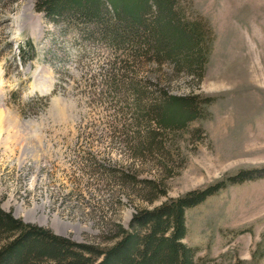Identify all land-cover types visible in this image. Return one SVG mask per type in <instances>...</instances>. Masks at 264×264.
Wrapping results in <instances>:
<instances>
[{
  "label": "rangeland",
  "instance_id": "1",
  "mask_svg": "<svg viewBox=\"0 0 264 264\" xmlns=\"http://www.w3.org/2000/svg\"><path fill=\"white\" fill-rule=\"evenodd\" d=\"M182 5L212 30L199 83L167 64L132 63L130 50L113 46L96 25L53 22L35 11V0L0 3L2 210L105 251L137 211L254 172L258 178L228 185L186 211L183 243L195 249L197 264H264V0ZM130 85L148 99L144 105L158 103L163 92L212 102L183 130L162 134V149L150 152ZM134 175L158 181L165 195L147 204L142 185L124 184ZM54 217L78 226V239L73 231L55 233Z\"/></svg>",
  "mask_w": 264,
  "mask_h": 264
},
{
  "label": "trees",
  "instance_id": "2",
  "mask_svg": "<svg viewBox=\"0 0 264 264\" xmlns=\"http://www.w3.org/2000/svg\"><path fill=\"white\" fill-rule=\"evenodd\" d=\"M18 1L0 0V3ZM34 7L53 22L65 18L96 25L113 46L130 50L132 63L153 60L158 66L167 64L175 72L184 71L197 83L202 80L212 30L201 19L189 18L182 0H35ZM131 88L136 109L142 113L138 119L145 122L147 130L142 145L150 152L162 149V134L183 130L200 118L202 106L212 102L195 96L171 97L163 92L158 103L144 105L148 99L136 86ZM153 125L155 129L151 128ZM256 178L254 172H241L228 182L189 193L151 210H139L128 231L118 227L117 241L105 251L76 245L41 228L22 224L0 209V264H197L195 249L183 243L186 211L228 185ZM123 181L125 185H142L145 192L141 198L147 204L165 195L159 191L158 181H137L135 175Z\"/></svg>",
  "mask_w": 264,
  "mask_h": 264
},
{
  "label": "bare ground",
  "instance_id": "3",
  "mask_svg": "<svg viewBox=\"0 0 264 264\" xmlns=\"http://www.w3.org/2000/svg\"><path fill=\"white\" fill-rule=\"evenodd\" d=\"M6 128V127H5ZM12 129V128H11ZM8 130V129H7ZM5 135V134H4ZM14 135V134H13ZM19 135V134H18ZM24 132L22 131L21 132V134L19 135V136H17V137H19L18 139L19 140H25V137H26V135H25V137H24ZM9 137H10V135H9ZM8 138V137H7ZM2 139V138H1ZM5 141H6V138H4L3 140H1V142H0V147L2 148V146H4V143H5ZM8 142H10V141H8ZM7 144V143H6ZM27 145H25L24 147H23V149L21 150L22 152H19V154H20V157L18 158L19 160H20V162H26L27 161V159H28V157H29V155H28V150H27ZM30 148V147H29ZM28 162V161H27ZM6 207V206H5ZM36 208H33L32 210H30V211H28L27 213H26V217H27V220H28V218H29V220H31V221H33V219L32 218H34L35 217V214H36ZM18 211H20V210H18ZM37 221H38V224L39 225H45L46 224V222H47V219L44 217V216H40L38 219H37ZM125 221H127V220H125ZM51 227L55 230V233H57V234H60V235H66V233H68L69 231H73V232H75L76 233V238L75 239H78V234H79V231H80V228L78 227V226H73V225H70V224H66V223H63V222H61L59 219H57L56 217H54L52 220H51Z\"/></svg>",
  "mask_w": 264,
  "mask_h": 264
},
{
  "label": "built area",
  "instance_id": "4",
  "mask_svg": "<svg viewBox=\"0 0 264 264\" xmlns=\"http://www.w3.org/2000/svg\"><path fill=\"white\" fill-rule=\"evenodd\" d=\"M3 207L6 208L4 205H3ZM0 208H1V206H0ZM6 209H8V208H6ZM1 210H2V208H1ZM2 211L5 212V213H10V212H9V209H8V212H7V211H4V210H2ZM10 214H11V213H10ZM11 215H12V214H11ZM12 217H13V215H12ZM13 218H14V219H18V217H16V218L13 217Z\"/></svg>",
  "mask_w": 264,
  "mask_h": 264
}]
</instances>
